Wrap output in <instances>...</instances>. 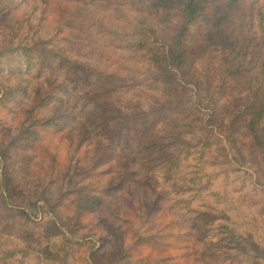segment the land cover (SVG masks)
<instances>
[{
  "label": "trees",
  "instance_id": "1",
  "mask_svg": "<svg viewBox=\"0 0 264 264\" xmlns=\"http://www.w3.org/2000/svg\"><path fill=\"white\" fill-rule=\"evenodd\" d=\"M71 1L109 13L121 27L129 13L141 15L125 49L154 87L143 105L130 95L142 90L123 60L118 70L99 67L112 54L95 34L113 32L101 18L65 12V28L86 37L62 45L40 30L24 32L13 0H0V73L24 80L0 97V111L23 115L12 142L40 150L46 137L59 136L73 150L28 178L14 165L33 160L16 162L9 147L0 149V264L31 254L46 264L264 256L239 230L240 221L256 219L243 212L235 221L227 215L235 204L221 208L213 198H223L215 186L222 178L236 184L239 174L241 193L264 198V0ZM206 198L218 207L195 214ZM38 210L51 219L38 220ZM223 219L231 221L225 233L202 228ZM57 236L80 241L66 237L54 251Z\"/></svg>",
  "mask_w": 264,
  "mask_h": 264
},
{
  "label": "rangeland",
  "instance_id": "2",
  "mask_svg": "<svg viewBox=\"0 0 264 264\" xmlns=\"http://www.w3.org/2000/svg\"><path fill=\"white\" fill-rule=\"evenodd\" d=\"M13 2L15 3L16 11L18 13L16 18L22 23L24 32L29 31L30 29L40 30L48 36L59 37L62 45L63 43L67 45V41H71L74 38L78 41H81L86 37L84 34H81V39L79 40L74 36L76 34H80L75 33L73 35L72 32H69V30L65 28L64 13L69 12V10L74 15H81L80 11L87 12L88 14H93L94 16L101 18L105 23H108L111 26L113 31L112 33L95 34V39L102 46L110 45L111 49L109 48L108 50L112 54L111 58L104 59L101 63L98 62L99 67H104V63L106 64V67L109 66L112 70H118V68H122L124 66L122 69H125L126 73L130 75L132 78L130 81L135 84H139L140 89L142 90L141 93L132 91L130 93L131 97L137 98V100L143 105L149 101L145 98H147V96L152 93V89L154 87L153 81L151 80V74L148 73V68L144 63H138V59H132V56H130L129 52L125 49V47L128 45V41L131 40L128 35L131 32V28L138 24V19L141 17L140 14L129 13L128 21L122 22L124 23V26L121 27V22L113 19L109 13L82 4L80 7L81 9L79 10V8H74V5H77V3L72 2L71 0H50L51 5L49 7H46L43 2L35 0H13ZM79 6L80 4L78 7ZM119 55H124L125 58L122 57L121 59ZM118 59L123 60L124 64H122V67L116 64L119 62ZM23 81L24 80L21 77H10L0 73V97H2L5 87H12L22 83ZM22 117L23 115L21 110L15 108L10 109L9 111H0V123L4 124L0 128V149L9 147V156L11 159L16 160V162L22 161L26 163L28 159H30L29 161L33 160V164L31 165L25 164V166L22 167L20 163H17L14 165V167L16 169L19 168L21 176L34 178L41 172L39 168L49 165L53 157L59 156V158H63L73 150L71 151V144L69 142L60 140L59 136L54 138L51 135L45 138L46 142H44V146L41 147L40 150H35L33 146L26 148L14 146L12 139H15L22 132ZM2 166L3 160L0 157V174ZM239 175L233 176L235 178L236 184L241 182V179L238 178ZM232 179L229 180L228 178H222L215 186L217 189L223 191V198L219 197L220 195H217L213 198L219 199L222 205L221 208L227 207V201H232V204H235V206L230 209L229 212H227V215L232 217L235 221H240L238 217L242 216L243 212L256 219L253 224L249 225L245 224V220L240 221V224H242V227L240 228L235 225L232 226L236 227L237 229L239 228L247 241L248 235L252 236L257 244H259V247L264 251V204L261 202L264 201V198L255 197L250 193H248L249 195L246 193H241L243 191L242 187L240 185H236ZM202 203L203 206H200V202H196L194 204L196 208L195 214H200L199 211L208 212L210 207L209 205H213L211 198L204 199ZM213 206L218 207L217 204H214ZM208 215L209 214L203 217H208ZM35 217L38 220L44 221H49L51 219V217L43 210H38V212H35ZM229 223H231L230 220L223 219L216 222L215 224L206 223V226L202 228L210 229L212 230L211 232L215 231L217 233H225V230L222 227H224L223 225H227ZM66 237L73 239L75 242L80 241L78 236L74 238L73 236L52 237L50 240L51 249L54 251L57 250L62 245ZM78 253H80V250H76V255H78ZM19 261H23L24 264H46L35 254H31L27 258L17 256L11 264H19ZM252 263L264 264V256H256L252 260L248 261H246V259L241 256L236 259V262H227L226 264Z\"/></svg>",
  "mask_w": 264,
  "mask_h": 264
}]
</instances>
